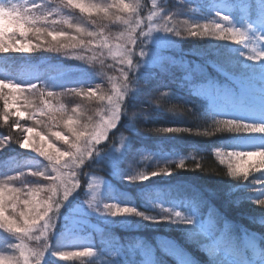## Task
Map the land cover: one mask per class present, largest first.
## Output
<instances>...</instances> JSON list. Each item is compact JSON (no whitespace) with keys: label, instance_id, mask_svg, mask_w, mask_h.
Wrapping results in <instances>:
<instances>
[{"label":"trees","instance_id":"1","mask_svg":"<svg viewBox=\"0 0 264 264\" xmlns=\"http://www.w3.org/2000/svg\"><path fill=\"white\" fill-rule=\"evenodd\" d=\"M103 1L85 0L101 8L110 3L112 10L108 13L115 16L106 19L102 12H95L88 17L92 23L86 24V31L102 33L113 46L118 42L116 37L135 27L137 19L144 32L150 27L168 26L184 35L157 30L166 38L160 46L153 44L149 37L138 38L132 56L136 68L128 71L129 90L121 102L120 119L108 138L95 145L91 157L80 168L73 167L80 187L56 213L42 264H210L204 253L180 232L182 224L170 222L174 212L190 218V226L208 241L209 248L215 245L216 252H220L228 264H264V211L252 204V201L264 199V184L258 181L250 189L248 180L241 182L239 178H229L226 176L228 165L221 163L223 157L215 154L217 151L264 150L258 148L264 147L261 141L249 139V136H264V132L223 131L203 135L214 132L217 121L260 122L254 110L264 107L259 100L264 91L259 84L253 87L242 77L228 72L223 65L227 53L216 40V34L209 32L196 37L189 34L195 23L219 22L217 13H220L228 16L236 28L247 24L250 36H264V24L259 23L264 16V0H135L137 9L132 14L119 12L114 0ZM19 2L23 4L25 0ZM33 4H39L48 16L46 22L36 25L43 27L45 32L66 30V35H74L69 25H79L83 19L77 8L68 7L61 0H26L32 15L40 17L32 8ZM224 7L228 10L224 11ZM153 12L157 15L149 21L147 18ZM16 19L14 12L0 8V32L6 23L14 24ZM180 19L184 22H179ZM28 34L30 38L31 33ZM21 37L19 31L12 28L4 34V40ZM82 39L85 45L72 48L68 54L37 52V55L18 57L14 66L0 67V84L8 85L5 88L9 89L25 90L36 84L44 91L56 92L59 96L50 98L51 101L54 105H62L66 111L80 98L67 89L90 91L99 88L103 95L111 94L113 84L120 81L118 69L123 67L119 64V56L96 47L94 38L84 36ZM30 40L37 42L34 38ZM226 50L245 58L241 55L245 51L242 45H228ZM140 51L145 53L143 57L136 55ZM74 56L84 59H72ZM31 95L39 100V92ZM80 105L86 111L85 124L93 122L101 105L91 103L88 106L86 102ZM6 107L11 115L7 119L0 116V180L40 167L35 157L19 147L24 135L21 127L26 128V124L14 123L18 117H14L12 107L5 106L0 99V113L7 111ZM30 122L36 123L35 120ZM167 128L188 131H159ZM55 146L67 149L60 141H56ZM95 150L101 153L96 155ZM181 161L184 167H177ZM110 167L116 170L112 172ZM161 169L168 174L152 175ZM141 173L148 178L129 179ZM252 176L264 180V167L250 173L249 180ZM90 178L105 184L104 195L94 201L95 211L85 203L89 201ZM105 204L131 207L143 216L154 218L155 222L135 215L111 216L101 210ZM163 209L169 211L165 213ZM66 225L81 227L80 232L87 236V241L65 245L62 231ZM41 236L37 241L25 237L23 240L28 241L23 243L30 250H35L34 246L40 250L46 242L45 236ZM250 241L255 242V250L249 248ZM0 242L10 243L11 235L1 234ZM61 251H91L93 255L80 259L73 256V260L51 258ZM33 258L31 264H36L35 256Z\"/></svg>","mask_w":264,"mask_h":264},{"label":"snow or ice","instance_id":"2","mask_svg":"<svg viewBox=\"0 0 264 264\" xmlns=\"http://www.w3.org/2000/svg\"><path fill=\"white\" fill-rule=\"evenodd\" d=\"M61 3L71 7L78 8L80 12H87L89 14L93 12L104 14V17L110 18L108 9L101 8L95 4L86 3L85 0H61ZM115 7L119 12L123 13H135L137 5L125 3L124 0H114ZM39 4H33L32 8L39 7ZM0 8L6 11L14 12L17 16V22L14 24L6 23L2 32L3 36L5 32L9 29H15L19 31L21 36H24L27 32H33L38 37L45 33V29L35 27L39 22H46L48 16L36 17L32 15L31 10L26 6L25 3H20L19 0H0ZM157 13L153 12L152 15L148 16V20L152 21ZM219 17L225 20V22H230V19L226 15H221L217 13ZM120 19L119 16L116 17ZM56 21H53L55 23ZM126 24L129 23L128 20L124 21ZM67 24L68 21L65 20ZM259 23L264 24V17L261 18ZM72 27V25H69ZM200 27L199 32L194 29L189 30V34L193 37L202 36L211 32L212 34H218V39L225 38V33L219 31L218 27L214 24L209 25H197ZM222 27V25H221ZM137 29H140L137 32ZM162 31L166 33H172L173 35L180 36V31H177L173 27L164 26L162 28H149L148 32H144L140 28V20H135V27H130L126 33H121L120 36L116 37L117 43L113 46L108 38H105L102 33H94L86 31L80 26L75 27V32L77 35H65L63 33H52L47 32L48 36L52 37L51 41H47L49 45L58 48H77L85 45V41L82 37L87 36L95 39V46L98 48L108 49L112 52L114 56H119V64L123 67L118 69L120 72V81L114 83L112 86L111 94L105 95L99 94L96 90L84 91L81 89H69L70 93H74L77 96H83L88 99L96 98L100 101L107 100L109 105V110L106 115L100 116V120L97 123L89 121L86 124H81V111L78 107L71 109V112H67L62 105H54L50 98H57L58 93L53 91H44L42 88H38L36 84H32L30 88L25 90L24 88H14L12 92L5 93L4 88L8 85L0 84V99L4 100L5 106L9 104V97H13L17 102L23 100L24 110L17 112L18 117H24L27 114V118L35 119L37 124H42L43 127L40 131L36 130V127L22 128L21 130L26 134L23 137V142L19 144L21 149L31 148L33 152L38 153L40 156L47 159L51 166L54 175H44L42 172H32L33 176L43 177L45 180L50 181L47 187H35L30 188L27 191V196L23 197L20 195L21 190L17 188L5 187L0 183V229H4L8 233L19 234L17 237L21 239V243L14 246L15 250L19 251V256H12L7 259L0 256V264H31L30 257L35 256L36 264H42L45 252L48 250L49 245L47 243L49 233L52 232L55 222L56 213L59 211L62 203L68 199V197L80 187V182L76 180L77 173L73 170L74 168H80L84 162L89 159L93 153L95 145L101 144L102 141L108 138L110 130L114 129L120 119L121 112V102L124 99V94L129 90L128 88V71H135L136 65L133 63V49L137 46V40L140 37H149L153 31ZM62 36L63 39H58ZM230 38L235 42L239 43L240 40L244 39V36L240 33L232 32ZM257 40L264 39L262 35H256ZM123 41V43L119 42ZM88 43H92L89 41ZM143 43V42H141ZM38 46V45H37ZM260 45V51L264 53ZM32 45H22L15 46L9 45L5 41L0 44V52H8L10 49L14 52H28L32 50ZM113 47L116 49L113 52ZM136 55L143 57L145 53L143 51L137 52ZM72 59H84L81 56L71 57ZM260 61L261 67V81H264V59L257 58ZM248 61H253L249 59ZM28 91L29 93L39 92V103L34 104L28 96H23L22 94ZM15 94V96H13ZM166 95V93H164ZM255 114L260 117V122L254 123H244L240 124L233 120L217 121V127L214 132H205L203 135H212L216 132L223 131H251V132H264L260 129H264V107L254 110ZM11 115V113L5 111L0 113L5 119ZM41 117L46 118V120L41 119ZM14 123L18 124V121ZM219 125H226L227 127H221ZM162 132H185L187 129L180 128H167L159 129ZM199 134V133H197ZM249 139L259 140L264 144V136L253 137L249 136ZM56 141H60L67 145L66 150H61L56 147ZM2 144V141H0ZM264 149V147H258ZM264 151V150H261ZM240 152H257L251 149L244 151H229L221 152L217 151L215 154L218 157L226 158L228 162V175L233 178H240L242 176L249 175V170L236 165L234 167L233 160L239 161L237 153ZM260 152V151H259ZM252 157V156H247ZM225 159H221V163H224ZM177 167H184L183 161L177 164ZM200 167L199 164L196 166ZM253 167H256L254 165ZM160 173L168 174L165 169L159 170V172H154L152 175H158ZM148 177L142 173L139 176H133L129 179L131 181L144 180ZM16 177H9V180H14ZM90 187L99 188V182H95L90 185ZM43 194V195H42ZM96 200V193L93 192L92 199L86 201L87 206L96 210L94 201ZM264 202V199H260ZM11 204L12 211H8V205ZM23 207H19L20 205ZM104 210L107 214L111 216H125V215H135L140 216L145 220L153 219L147 216H143L141 213L137 212L131 207H119L115 204H105ZM167 213L168 209H163ZM43 222V232L42 235L45 236L44 247L40 250H29L23 243V238L31 239V233L37 230V225ZM155 222V221H154ZM170 222L173 224L191 225L192 220L185 219L179 212H174L171 214ZM206 230V229H205ZM249 248L255 250V242H249ZM217 251L215 245L208 249L209 255H214ZM54 255H59L61 258L67 256H91L93 253L91 251L83 252H58Z\"/></svg>","mask_w":264,"mask_h":264},{"label":"rangeland","instance_id":"3","mask_svg":"<svg viewBox=\"0 0 264 264\" xmlns=\"http://www.w3.org/2000/svg\"><path fill=\"white\" fill-rule=\"evenodd\" d=\"M100 2H104L103 0H99ZM135 0H127V3L130 4H134ZM107 7H104L108 10H112V7L110 5V3H106ZM78 9V8H77ZM224 11H227L228 9H226L225 7L222 8ZM80 16L83 18L80 21L79 25H72L71 27V31L74 33V35H78L75 32V27L76 26H80L82 28H84L85 30H88V26L86 24H90L92 22H90L88 20V17H92V15H94L95 12L89 14L87 12H80V10L78 9ZM110 14V13H109ZM115 16V14L109 15V17L111 18ZM264 17V16H262ZM261 17V18H262ZM109 18V19H110ZM260 18V19H261ZM182 21L179 22H184L183 19H180ZM170 25V24H168ZM175 25V24H174ZM171 26V25H170ZM70 31V32H71ZM90 31V30H89ZM66 30L60 32L66 35ZM30 34V38H29V34ZM58 33V32H56ZM156 34V35H154ZM162 35V33H161ZM159 35V33L157 31H153L151 36H149L150 41L155 44V45H162L163 40H166V38L162 35ZM216 40L220 41V46H222V50L224 52H226L227 54L225 55V59L223 61V65L225 68H227L232 74H237L239 77H242L244 81H246L247 83H251L253 85V87H257V84H259V88L264 91V81H261V67H260V61L259 60H253V61H248L245 60V58H243L242 56H240L239 54L233 53V55H231L229 52H227L226 50V46L228 45H238L236 44L232 39H226V40H220L218 39V34L215 35ZM34 38L35 43H33L30 39ZM29 39V40H26ZM58 39H63L62 36H59ZM52 37L47 35V32H45L43 35L41 36H37L36 34H34L33 32H27L24 36H22L20 39H12V40H4L7 44L9 45H15L17 47L22 46V45H32V50L28 51V52H14L11 51V49L8 52H0V67H12L15 64V61L18 59V57H23L26 55H37V52H45L44 55H52V54H62V53H66L68 54L72 48H58V47H54L52 45H49L47 43V41H51ZM38 45V46H37ZM262 50H264V47L262 48ZM13 89H9V88H4V92L10 93L12 92ZM91 90H96L98 91L99 94H102L100 91V89L98 88H92ZM32 93L29 92H24L22 95L23 96H28L29 99H31L33 101L34 104H38L39 100L38 98H36L35 96L31 95ZM13 96H15V94H13ZM107 95H105L106 97ZM260 102L264 103V94L262 95V97L259 99ZM52 102V101H51ZM87 103L88 106L93 103V104H100V109L96 112L97 117L93 120V123H97L100 120V116L106 115L108 110H109V105L107 104V100L105 99L104 101H100L96 98H92V99H88L86 97L80 96L79 101L73 106L71 107L67 112H71V109L74 107H78L82 113L81 115V124H85L86 120H87V116H86V111L83 110V108L81 107V103ZM54 104V102H52ZM9 105L12 107L13 109V113L12 115H14V117L17 116V112L19 111H23L24 110V103L23 100H19V102L16 101V99H14L13 97H9ZM7 108V107H6ZM7 112L11 113L9 108H7ZM18 117V116H17ZM31 120H35V119H29L27 118V114L24 117H18V122H22L26 124V128L28 127H36V130L38 131V129H41L43 127L42 124H37L34 123L32 124L30 121ZM46 120V118L44 119ZM36 122V120H35ZM24 128V127H21ZM21 132V131H20ZM22 133V132H21ZM24 133V132H23ZM24 135H26L24 133ZM23 135V137H24ZM23 142V138L20 140V143ZM19 143V144H20ZM24 152L30 153L31 156L35 157V159L39 162L40 167L37 168L36 170L32 169L28 172H25L21 175L15 176L16 179L14 180H9V178L7 179H3L0 180V183H2L5 187H11V188H17L21 190L20 195L23 197L27 196V191L30 188H35V187H47L50 184V181L45 180L43 177L40 176H33L31 175L32 172H42L44 173V175H54L55 173L52 172V166L50 164V162L45 159L44 157L40 156L38 153L33 152L31 150V148H26V149H21ZM97 153V154H96ZM101 153V151H96L95 150V154L99 155ZM114 154V153H112ZM125 157V156H124ZM122 157L120 160H123ZM224 159V157H223ZM228 160L225 159V163L228 165ZM111 166V163H108ZM233 164L234 167L236 165H240L246 169L249 170V173L252 172H256L257 170L261 169L264 167V165H260V168L257 169L256 167H253L254 165H258L260 164V157L259 156H252V157H245L243 159V161H236L233 160ZM110 170L113 172L114 170H116L113 167H110ZM95 182H99V188H95V187H90V185L94 184ZM105 184L103 185L100 181L98 180H94V179H89V183H88V188H87V196L89 200L92 199V195L93 192L96 193V199L100 198V196L104 195L103 193V188H104ZM77 191V189H76ZM76 191L74 193H76ZM43 195V194H42ZM19 207H23V205L21 204ZM8 211L11 212L12 211V207L11 204L8 205ZM76 220V219H75ZM77 223V222H76ZM76 225V224H74ZM182 227H179L180 232L184 234V237L187 239L189 238L191 240V243L194 244V246H196L201 252L204 253L205 258L208 259L210 264H228L223 255L220 252H216L214 255H209L208 249L209 246L207 245V240L203 239L200 235V233L198 232V230L196 228L191 227L190 225H181ZM81 227L78 226H67L63 229L62 231V241H64L66 244L65 245H74V244H81L87 241V236H83V234L80 232ZM263 230V229H261ZM0 231H3L1 234H9L11 235V242L10 243H1L0 242V256L5 257V259L12 257V256H19V251L15 250L14 246L18 243H21V239H18L17 237L19 236V234L16 233H8L5 232L4 229H0ZM42 232H43V222H40L37 225V230H34L31 233V239L28 240H33V241H37L40 240L42 238ZM197 233V234H196ZM41 234V235H40ZM187 235V237H186ZM64 238V239H63ZM6 239V238H5ZM17 240V241H16ZM28 240H23V241H28ZM15 241V242H14ZM190 243V242H189ZM33 245V244H31ZM35 250H39V248L37 246L33 247ZM30 250V249H29ZM80 257L82 256H77L78 259H80ZM53 260L57 259H61V260H65L66 258L68 260H73L74 257L73 256H67V257H63L61 258L59 255H54L53 257H51ZM45 256L43 257V261H45ZM34 260L33 256L30 257V261L32 262Z\"/></svg>","mask_w":264,"mask_h":264},{"label":"clouds","instance_id":"4","mask_svg":"<svg viewBox=\"0 0 264 264\" xmlns=\"http://www.w3.org/2000/svg\"><path fill=\"white\" fill-rule=\"evenodd\" d=\"M35 9L39 12L40 16L45 15L41 6L36 7ZM218 20H219V22H213V24L218 27L219 31H223L225 33V38L220 39V40L231 39L230 36H231L232 32L240 33L244 36V39L240 40L239 43H236V44L242 45V47L245 49V51L242 52L241 55H243L246 60H249V59L256 60L257 58L264 59V53H262L260 51V45H264V39L257 40L256 35L250 36L249 32L251 31V29L247 24H245L242 28H236L231 24V22H225V20L219 16H218ZM16 22H17V19L15 20V23ZM197 25H200V24L195 23L194 28H195V31L199 32L201 29H200V27H197ZM221 25H222V27H221ZM35 27H37V26L35 25ZM39 28L44 29L43 27H39ZM180 33H181V35H184L183 32L180 31ZM3 42H4V36L2 33H0V44H3ZM72 89H76V88H72ZM68 90L69 89H67V91ZM260 130L264 131V129H260ZM236 155L238 156L239 161H243V159L247 156H259L260 157V164L256 165V168L259 169L260 165H264V151L240 152V153H237ZM221 174L225 175L224 173H218V175H221ZM226 176H228L229 178H232V179H237V178H233L232 176L228 175V173L226 174ZM252 177L253 178L251 180H249V175L242 176L239 179L241 182L248 180L250 189H251V186H254L258 181L261 182V184H264V180H260L258 178H255L254 176H252ZM85 203H86V201H85ZM252 204L254 207H256V205H259L258 209H260L261 211H264V202H262L260 199L255 200L254 202L252 201ZM101 210L105 212L104 205H103V207H101Z\"/></svg>","mask_w":264,"mask_h":264}]
</instances>
